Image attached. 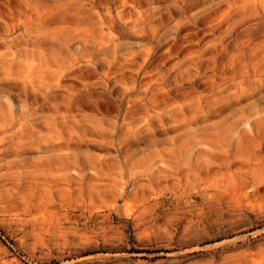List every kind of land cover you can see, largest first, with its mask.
<instances>
[{
  "label": "rangeland",
  "instance_id": "374dc122",
  "mask_svg": "<svg viewBox=\"0 0 264 264\" xmlns=\"http://www.w3.org/2000/svg\"><path fill=\"white\" fill-rule=\"evenodd\" d=\"M0 264H264V0H0Z\"/></svg>",
  "mask_w": 264,
  "mask_h": 264
}]
</instances>
